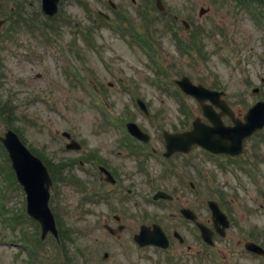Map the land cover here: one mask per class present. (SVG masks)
<instances>
[{
  "label": "rangeland",
  "instance_id": "374dc122",
  "mask_svg": "<svg viewBox=\"0 0 264 264\" xmlns=\"http://www.w3.org/2000/svg\"><path fill=\"white\" fill-rule=\"evenodd\" d=\"M107 1L60 0L59 11L50 21L54 31L29 30L21 23L11 29L10 21L0 30V110L7 112L6 116L9 113L10 126L27 146L53 166L49 208L63 238L65 229L72 235L59 242L47 235L36 246L38 258L28 263V248L19 239L39 237V227L23 211L24 192L11 175L9 159L0 145V264H179L178 260L159 263L153 248L135 244L132 234L138 226L152 222L168 233V253L176 256L185 252L183 264H214L205 256H195L193 247L188 251L189 240L180 245L172 238L174 229L187 236L174 212L175 202L192 206L189 194L169 174L160 177L154 160L149 161L147 171L142 170L141 157L136 159L121 147L124 134L116 123L136 122L151 137L150 147L163 150L162 130L187 127L200 115L193 97L179 91L173 82L181 75L234 95V109L240 115L249 103L264 99V5L239 4L237 0H161L165 10L160 12L153 0H111L115 8ZM19 3H24V14L29 13L26 17L38 21L40 27L45 24L40 0H0V17L10 15V7ZM27 4H31L30 10ZM201 7L206 10L203 14L198 12ZM97 10L110 16L109 20L97 16ZM181 18L197 27L201 57L182 52L167 28L168 19L181 24ZM178 29L185 36L186 31ZM130 30L151 39L156 56L135 42ZM75 75L81 76L75 79ZM254 88L258 91L253 92ZM136 97L148 107L147 115L135 104ZM6 126L0 116V134ZM63 131L80 143L78 150L65 148L68 140ZM256 149L259 157L254 167L260 191L253 189L244 174L240 175L239 188L231 178L222 188L233 202L237 219L229 236L217 243L224 254L223 264H264V259L241 253L231 242L238 236L236 230L254 233L253 226L259 230L254 238L264 242V215L258 208L264 203V143ZM90 153L94 157H89ZM95 157L116 164L119 181L115 187L99 181L91 161ZM200 164L214 171L211 176H221L212 161L203 158ZM182 170L190 176V170ZM221 181L217 185L212 181L213 188L199 186L202 203L215 198L224 184ZM158 184L180 200H149ZM128 187L133 192L126 195ZM105 192H110L106 199ZM94 193L100 198L91 199ZM118 223L124 228L115 235L103 227L115 228Z\"/></svg>",
  "mask_w": 264,
  "mask_h": 264
},
{
  "label": "flooded vegetation",
  "instance_id": "af4514ba",
  "mask_svg": "<svg viewBox=\"0 0 264 264\" xmlns=\"http://www.w3.org/2000/svg\"><path fill=\"white\" fill-rule=\"evenodd\" d=\"M235 96H227L225 97H218V100H226L227 107L229 108L230 112H232V117L229 115H222L221 121L225 125H233L234 122H237L238 118H242V115L237 114L234 107L236 103H234L236 100ZM207 105H210L211 102L205 100ZM241 106V104H239ZM216 111H220L218 107H214ZM201 111V109H200ZM238 139L237 137L232 136H225L221 138V144H220V152H211L208 149H204L203 147L199 146H193L189 151L187 152H174L168 157L163 156V151L161 150L158 155L155 157L156 161V167L158 170L161 171L160 175H164L166 173H169L171 177L179 181V184L185 192L189 194V203L192 206H182L181 204H178V202H175L180 196H174V202L176 203L177 208V215L182 217V210L188 209L187 212L193 213L197 220L202 222L204 225L208 227V234L210 236L209 241L203 240L202 236L200 235L199 228L190 220L187 218H183L185 222H187L188 227L184 225V223L181 224L182 228L187 233V236H185L183 233L179 232L180 236L178 235V239L180 242V245H185L186 241L189 240L190 243L187 244L188 251L194 250L195 256L199 257H207L212 258L213 254L215 253V244L218 243L221 239L227 238L229 235V232L231 231V228L235 223L237 222L236 219V213L233 211V202L227 197L225 191H223V187H225V184H229V178L233 180L235 184H237V188H239L241 184L240 175L243 174L242 172V166L245 167H251V170L255 169V165L257 162V159L259 157L257 153L256 147H260L261 142L264 143V131L260 130L257 132H254L251 134L248 138L243 139L242 142V148L236 152L237 150V143H234V140ZM231 140L233 143L231 144ZM247 145H250V149L247 148ZM153 152H157L156 149L152 148ZM197 150L196 153L193 155V150ZM225 150H228L227 152ZM134 156V155H132ZM148 157H142V165L146 162V159ZM206 158L207 161H212L213 165L220 169L219 172L221 173V176H211V173H214V171H211L209 169H204L201 166V160L203 158ZM153 161V160H152ZM116 165V164H115ZM112 162L106 161L105 166L109 168L111 173H114L116 171L117 166H115ZM183 167H186L188 170H190V176L184 173V170H182ZM115 174V173H114ZM191 177V178H190ZM222 179L221 183H224L220 189L221 191V197L219 201V205L224 213L227 214L229 224L230 226L225 230L224 235H218L214 231V225H212L211 217L209 216V209L198 203V187L201 184L206 185L209 182H214L217 184L219 180ZM250 185L252 186V180L250 181ZM223 188V189H222ZM177 194V193H176ZM230 196V195H229ZM183 197V196H182ZM183 207V208H182ZM185 208V209H184ZM208 211V212H207ZM234 227V226H233ZM180 229V228H179ZM257 226H253V231L244 234L246 237L241 238L240 235L242 234L240 231L236 230V234L238 236L232 237V243L241 248L244 249V242L246 240H253L255 235L257 234ZM259 231V230H258ZM240 234V235H239ZM191 237V238H189ZM258 238V237H257ZM256 239V238H255ZM257 240V239H256ZM190 247H193L192 249ZM241 252V251H240ZM246 253L250 256H254L253 254L247 252ZM178 257V255L176 254ZM186 256L185 252L180 254L179 257L182 260Z\"/></svg>",
  "mask_w": 264,
  "mask_h": 264
},
{
  "label": "water",
  "instance_id": "95a60500",
  "mask_svg": "<svg viewBox=\"0 0 264 264\" xmlns=\"http://www.w3.org/2000/svg\"><path fill=\"white\" fill-rule=\"evenodd\" d=\"M57 3L58 0H41L40 7L42 8L44 14L52 16L57 12ZM157 6L159 8L161 7L158 0ZM203 11L204 10L201 8L200 12L202 13ZM3 22L4 20L0 19V26ZM176 82L184 91L189 94H193L199 100H201L202 97H214V95L219 94L215 91L212 92L207 90L199 85L192 84V82L184 76ZM139 103L144 108L141 101H139ZM204 113L207 115L213 126H208L201 123L199 119H195L192 122L193 129L190 131L170 134L163 133V136L166 139V148H168L169 152L175 149H187L193 143L205 146L208 144V140H210L212 136L220 132L222 127L218 123L219 118L217 114H210L205 111ZM245 122L246 123L244 124L238 125V132L235 131L236 134H240V137L249 134L264 124V103L260 102L258 105L249 109L245 116ZM127 126L134 136L148 140V138H146V136H144L138 127H135L133 123H128ZM3 133L4 134L0 136V142L4 144L10 157L11 166H13L15 176L22 185V188H24L26 194L25 199L27 214L40 222L42 238L47 234V231L53 232L56 235L57 231L55 229V221L53 220L51 210L48 208L49 185L51 184V178L47 173L46 167L42 164L38 156L30 153L27 147L21 143L15 132L7 128ZM63 134L69 137L68 133L64 132ZM66 146L67 148H78L79 144H77L74 140H70L69 144ZM107 179L113 181L109 174ZM210 204L214 224L216 226H219V223L222 224L220 227L222 230L228 225L226 217L220 210H218L214 202ZM200 226L202 228V232H204L202 225ZM151 227L152 229L145 225H141L139 233L135 234L133 238L139 245L156 244L162 247L166 246L167 238H165V234L162 232L161 228L156 224H152ZM121 228L122 226L119 225L117 229ZM106 229H109L112 233L115 232V230L109 226H107ZM246 246L252 251L264 253L263 249L258 245L246 243Z\"/></svg>",
  "mask_w": 264,
  "mask_h": 264
},
{
  "label": "trees",
  "instance_id": "16d2710c",
  "mask_svg": "<svg viewBox=\"0 0 264 264\" xmlns=\"http://www.w3.org/2000/svg\"><path fill=\"white\" fill-rule=\"evenodd\" d=\"M257 2L259 3V4H262L263 2H264V0H257ZM22 4H24V3H19L18 5H13L12 7H10L12 10L10 11V15H11V17H8V20H10L11 21V26H10V28L11 29H14V24H17V23H19V20H23V24H25L26 26H28V25H31L32 23H29L28 21H27V19H25L26 18V16H25V14H24V12H23V10H24V8H23V6L24 5H22ZM29 6V5H28ZM26 7H27V5H26ZM11 12H14V14L16 13L17 15H18V17H16V18H14V20H13V15L11 14ZM26 15H29V14H26ZM23 17V19H19V18H22ZM29 23V24H28ZM8 33L9 34H12V31L11 30H8ZM7 33V34H8ZM0 69H1V66H0ZM0 74H1V70H0ZM5 114V113H4ZM0 116H2V118H3V120L4 121H6L7 123H9V125H11L10 124V121L9 120H7L4 116H3V112L0 110ZM8 118H10V116H9V113H8ZM61 238V237H60Z\"/></svg>",
  "mask_w": 264,
  "mask_h": 264
}]
</instances>
